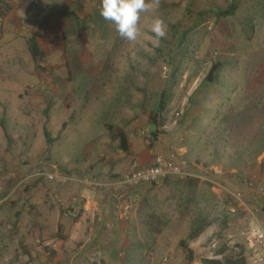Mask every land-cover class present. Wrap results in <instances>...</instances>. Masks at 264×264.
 <instances>
[{
  "label": "rangeland",
  "instance_id": "374dc122",
  "mask_svg": "<svg viewBox=\"0 0 264 264\" xmlns=\"http://www.w3.org/2000/svg\"><path fill=\"white\" fill-rule=\"evenodd\" d=\"M146 2L150 8L140 13L135 41L121 38L114 25L97 18L96 23L78 25L62 20L50 29L64 49L60 61L0 55L2 69L8 72L15 65L11 58L19 59L20 69L14 80L20 101L0 104V147H20L11 153L15 161L27 152L35 155L30 165L18 170H27L24 173L7 172L8 189L2 190L0 183V193L9 195L0 203V238L18 242L16 249L29 255L28 242L45 253L50 247V258L39 264L55 261L51 257L57 246L47 243L65 240L60 227L71 230L80 216H66L58 198H82L84 188L77 181L58 185L42 173L56 169L75 179L87 177L104 184L87 187L90 195L105 198L102 191L111 188L106 185L108 171L139 163L121 150L117 133L127 134L130 147H151L155 127L185 148L179 155L183 170L202 179L184 186L171 177L140 187L127 221L109 219V234L83 260L72 259L67 247L58 264H202L203 259L223 257H244L252 264L245 246H226L225 227L234 221L222 203L234 202L215 191L217 180L204 177L209 168L214 171L211 165L248 175L264 147V0ZM2 12L0 33L7 24V11ZM156 18L165 30L158 43L151 32ZM213 65L218 69L208 79ZM251 204L255 215L264 200L253 199ZM205 219L211 225L189 239L193 226ZM258 220L264 222L261 216ZM32 222L45 230H33ZM111 238L113 244L108 243ZM106 248L112 253L109 263L101 258ZM28 262L17 259L14 264Z\"/></svg>",
  "mask_w": 264,
  "mask_h": 264
},
{
  "label": "crops",
  "instance_id": "0c3cea01",
  "mask_svg": "<svg viewBox=\"0 0 264 264\" xmlns=\"http://www.w3.org/2000/svg\"><path fill=\"white\" fill-rule=\"evenodd\" d=\"M101 3L102 0H0V10L3 12L7 11V24L5 23L0 33V42L2 46V48L0 49V55L6 54L7 57H14L16 56V54H18V56L19 54H21V56H28L31 60L30 54L28 53L26 40L31 32L38 31L40 33L37 37L38 47L44 54V57H42V59L45 60L46 56V59H48L47 61H49V59L54 60V58L58 57V61H60L62 59V56L64 55V49L59 42L58 35L51 36V27H58V25L61 24L62 20H67L68 22L74 23L75 25L83 24V22L86 20L91 21V23H96L97 20L95 18H97L99 21H101V23L105 25L107 23L109 25H113L111 21H105L100 15ZM23 36H26V38ZM19 46L22 48V52H17V48ZM10 61L15 63V65H12L8 69V72L6 71V69H2L3 66L0 65V104L9 102L16 103V100L20 101L18 92L16 93V88L18 87V85L16 82H14L15 79H18L19 75L18 71L20 69L19 65H17L19 59L15 61L11 58ZM3 76L7 79H3ZM14 84H16L17 86H15ZM155 128V135L153 136L154 141L151 147H130V140L127 134L122 131L126 137L128 144V150L123 151L132 155V157H134L135 159H138V164L142 166L151 164L154 157L157 155H167L172 149H176L179 152L180 156H182L185 152V148L179 146V142L177 143L171 141L170 134H164L167 131L162 133L160 131L158 132L157 127ZM17 150H20V147H0V151L2 152L0 159H4V164L3 162L0 164V183L2 190H5L8 187L6 184V179H8V176L6 175L8 171L12 172L13 170L17 175H19L17 172L24 173L27 170H18H23L35 159V155H31L29 152H27L28 156H24L19 161H15L16 158L13 157L11 153ZM26 157H28V159ZM256 164L257 165L252 169V171H249L248 175H246L248 172H245L244 174L243 172H237V169H231L227 173L222 172L220 168L215 167V165H211V167L214 168V171L209 168L207 175L204 177V179L211 177L212 179L217 180L218 182L216 183L219 185V189L215 188V191L222 194L225 199L232 200L234 203L235 200L231 199L228 196L229 192H242L244 198L237 202L238 206L240 207L239 213L237 215L230 214V217L232 216V221L237 220L240 214L248 215L250 218H255L256 220H258V216L264 218V206L260 207L262 211H260L259 209H254L255 215L251 211L250 207V205H252L251 202L253 199H260L262 201L264 200V190L261 194L252 193V191L249 190V187L246 186L245 183V178L253 177L255 179L256 186L259 188H264V147L257 158ZM12 167L14 169H12ZM53 167L55 168V166ZM197 167L199 168V166ZM126 169H128V167ZM122 170L123 166L120 165H116L112 170H109V175L107 176V180H109L106 182H111L121 173L125 172V170ZM51 171L60 173L56 169H51L50 172ZM190 173H192L197 178H201L200 175L196 174L195 172ZM228 173L229 175H226ZM35 183L36 181L32 182L33 185H35ZM140 187L144 188V186H139L135 188L134 191H136ZM114 188L115 187H111L110 189L106 188L111 192L106 193L105 191L107 190H104L102 192H104L105 198L98 197L95 200L94 195L92 197V195H90L89 193V190H87V186L84 185L82 193L80 194L82 196V198H80L82 200V211H80V216L78 217L77 222L71 230H62V227H60L59 234L61 235L62 231L66 235V239L64 240L59 238L56 242H53V240H51L50 242L47 241V244H51L49 246H52L53 248L57 246V248H55L56 251H54L56 253H53V250L51 251L53 253V256L51 258L55 261L49 263H60L65 255V253L63 252L67 249V247L71 250L70 253H73L72 259L76 257L79 260H83V258L87 256L96 242H99L103 240V238H106L105 235H108L110 230H107L105 227L109 228V219H111V221L112 218L114 219L112 211V190L114 191ZM7 192L8 191H3V195ZM91 193L93 194L94 190H92ZM3 195L1 194V199L4 197ZM36 216H39V214H36ZM98 216L101 218V220L95 221V218L97 219ZM38 218H40V216ZM1 226L2 225L0 223V227ZM30 226L37 232L45 230V228H42V225H39L35 222H32ZM87 228L89 234L87 236H84V242L79 245L78 240L81 237L83 238V233L85 232V230H87ZM26 229L29 230L30 228L28 227ZM43 234L44 236H48L45 232H43ZM109 242L113 244L115 242V239H108V243ZM26 244H28L30 255L27 251L16 249L18 246V242L16 245V242H11L0 238V264H14L15 261L17 262V259L23 262L29 261V264H39L40 262L47 261L50 258L48 256L50 247L45 253L40 251L39 247L36 248L34 242H28ZM101 252V258H103L105 263H109L112 261V253L110 249L106 248ZM30 256H33V258H31Z\"/></svg>",
  "mask_w": 264,
  "mask_h": 264
},
{
  "label": "built area",
  "instance_id": "2783aa9c",
  "mask_svg": "<svg viewBox=\"0 0 264 264\" xmlns=\"http://www.w3.org/2000/svg\"><path fill=\"white\" fill-rule=\"evenodd\" d=\"M166 72V67H163ZM43 176L47 180L58 185H65L73 181L80 182L87 187L95 189L97 186L104 184L90 181L87 177L75 179L69 175L58 173L56 171L43 172ZM194 176L192 173L185 172L179 160V152L172 149L167 155H157L153 162L147 166H142L136 161L132 162L129 168L121 173L118 177L106 185L115 187L113 191V216L117 221L125 222L129 219L137 202V196L134 193L135 188L146 185H158L164 179L174 176ZM246 186L255 194H261L264 188L256 186L253 177L245 178ZM9 195L0 199V203L8 198ZM228 196L235 200L233 204L222 203V208L227 209L230 214L237 215L239 206L237 202L243 199V194L240 191L229 192ZM81 199L77 196H71L67 201L58 198V202L64 209V214L70 217H76L82 210ZM234 222H228L225 227L224 237L226 246L234 248L237 245L246 247L250 261L253 264H264V222L258 221L255 218H250L248 215L238 216ZM97 220H101L98 216ZM112 226V224H109ZM93 256L97 252L92 253Z\"/></svg>",
  "mask_w": 264,
  "mask_h": 264
},
{
  "label": "clouds",
  "instance_id": "9594fccd",
  "mask_svg": "<svg viewBox=\"0 0 264 264\" xmlns=\"http://www.w3.org/2000/svg\"><path fill=\"white\" fill-rule=\"evenodd\" d=\"M150 5L146 0H102L100 15L105 21H111L121 38L135 41L139 34L140 13L148 11ZM151 32L158 43L165 36L163 22L156 18Z\"/></svg>",
  "mask_w": 264,
  "mask_h": 264
},
{
  "label": "trees",
  "instance_id": "16d2710c",
  "mask_svg": "<svg viewBox=\"0 0 264 264\" xmlns=\"http://www.w3.org/2000/svg\"><path fill=\"white\" fill-rule=\"evenodd\" d=\"M233 9V7H232ZM231 13V12H228ZM227 13V14H228ZM39 36V32L35 31L32 33V35L27 39V45H28V52L30 54L31 59L35 62L36 60H39L42 58V51L39 49L38 47V42H37V37ZM63 37L65 38V36L63 35ZM218 69L217 66L213 65L209 75H208V79L212 78V74ZM152 119L155 120L156 116H154V113L152 114ZM44 136H45V140L47 143L51 142V139L49 137V132L47 131V129H44ZM155 135V133H153ZM115 137L119 138L120 141V147L122 150L127 151L128 150V144H127V140L126 137L124 135V133L122 131L118 132L117 135ZM175 178V182L178 184L184 183V186H191L192 182L198 183L199 179H197L195 176H174ZM195 177V178H194ZM171 178V177H169ZM168 179V178H166ZM167 181V180H166ZM209 185H211V183H209ZM211 225V223L208 221V219L202 220L201 222L195 224L193 226V228L191 229L190 233L188 234V238L189 239H193L196 236H198L202 230ZM202 264H246L245 258L241 257L239 259L237 258H232V257H223L222 259H217V258H211V259H203Z\"/></svg>",
  "mask_w": 264,
  "mask_h": 264
}]
</instances>
